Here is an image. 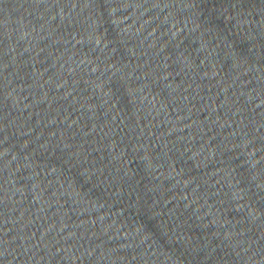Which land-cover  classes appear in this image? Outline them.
Instances as JSON below:
<instances>
[{
  "label": "water",
  "instance_id": "obj_1",
  "mask_svg": "<svg viewBox=\"0 0 264 264\" xmlns=\"http://www.w3.org/2000/svg\"><path fill=\"white\" fill-rule=\"evenodd\" d=\"M0 264H264V0H0Z\"/></svg>",
  "mask_w": 264,
  "mask_h": 264
}]
</instances>
